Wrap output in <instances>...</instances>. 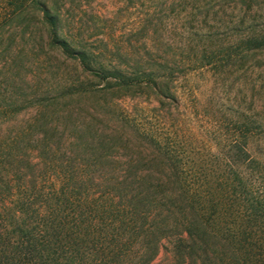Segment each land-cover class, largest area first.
I'll list each match as a JSON object with an SVG mask.
<instances>
[{
	"label": "trees",
	"instance_id": "obj_1",
	"mask_svg": "<svg viewBox=\"0 0 264 264\" xmlns=\"http://www.w3.org/2000/svg\"><path fill=\"white\" fill-rule=\"evenodd\" d=\"M239 3V43L264 54V0ZM35 4L50 43L88 75L34 93L35 123H0V264H264V110L239 109L237 123L190 141L126 118L70 123L84 99L107 93L177 102L171 78L194 65L173 63L170 77L144 64L95 70Z\"/></svg>",
	"mask_w": 264,
	"mask_h": 264
},
{
	"label": "rangeland",
	"instance_id": "obj_2",
	"mask_svg": "<svg viewBox=\"0 0 264 264\" xmlns=\"http://www.w3.org/2000/svg\"><path fill=\"white\" fill-rule=\"evenodd\" d=\"M7 1L0 0V106L19 112L0 123H35L38 109L29 103L34 93L57 94L64 81L88 75L50 43L36 1L58 17V43L85 52L95 70L132 73L144 64L170 77L173 63L194 65L171 78L177 102L107 93L84 99L70 123L126 118L190 141L207 136L212 124L237 123L239 109L264 110V54L239 43L240 0H26V6L11 8Z\"/></svg>",
	"mask_w": 264,
	"mask_h": 264
}]
</instances>
